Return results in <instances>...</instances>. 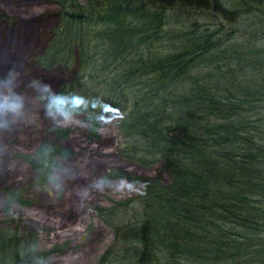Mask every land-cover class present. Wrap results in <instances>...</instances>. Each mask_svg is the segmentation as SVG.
Wrapping results in <instances>:
<instances>
[{
	"label": "trees",
	"instance_id": "1",
	"mask_svg": "<svg viewBox=\"0 0 264 264\" xmlns=\"http://www.w3.org/2000/svg\"><path fill=\"white\" fill-rule=\"evenodd\" d=\"M88 1L84 8L53 0L57 11L44 18L57 24L35 49L32 20L6 25L0 15V131L23 126L41 133L46 118L49 126V152L42 147L25 158L33 186L50 183L57 167L64 175L76 169L80 178L66 180L74 185L67 197H84L89 186L82 184L91 177L82 159L117 119L106 122L110 114L95 111L109 102L114 108L119 87L145 80L122 128L144 142L147 155L136 163L147 177L138 182L154 191L143 196L141 222L120 229L119 242L132 245L122 253L133 264H264V89L245 84L264 71V50L252 49L264 39V0ZM195 16L220 22L214 30ZM11 37L33 48L23 50V74L14 73L19 42ZM165 41L172 51L155 45ZM95 79L110 97H94ZM74 82L86 104L69 105L67 117L50 110L53 96L76 95ZM43 84L55 91L39 94ZM6 101L20 107L9 112ZM17 245L16 237L0 234L2 262L20 263Z\"/></svg>",
	"mask_w": 264,
	"mask_h": 264
},
{
	"label": "rangeland",
	"instance_id": "2",
	"mask_svg": "<svg viewBox=\"0 0 264 264\" xmlns=\"http://www.w3.org/2000/svg\"><path fill=\"white\" fill-rule=\"evenodd\" d=\"M52 1L0 0V15L5 16L6 25L11 22L19 24L23 20H32V27L38 29L30 43L35 49L38 41L44 42L46 35L57 24L53 18L49 20L44 18L57 11ZM77 1L78 4L79 2L84 4V8L89 2ZM195 17L199 18L202 24L212 26L214 30L217 29L216 22H220H210L206 18ZM41 18L45 23L39 27L37 19ZM222 25L229 31L228 26ZM236 27L240 31L244 30L241 25ZM42 31L45 33L42 34ZM236 37L238 42H242L243 38L239 33ZM11 39L19 42L17 47L19 61L13 64L14 73L23 74V66H25L21 63L25 56L23 50L26 49L27 52V48L31 46L23 44L24 38L11 37ZM172 44L165 41L155 45L158 49L164 48L165 51L168 49L169 52L172 51L170 48ZM44 46H40L38 52H42ZM252 49L264 50V39L256 41ZM222 64L224 61L219 62L221 73L227 69ZM213 68L210 65L206 69ZM67 71V73L74 72L70 69ZM249 80L252 83L248 84L247 81L245 84L250 89H264V71L260 70L251 75ZM97 81L94 80V85L90 83V87L92 86L90 92L94 97L99 99L110 97V94L104 91L103 85L96 84ZM142 82L136 81L131 87L123 85L118 88L117 105L114 107L117 119L113 121L111 127H107L108 131L104 132L105 139L92 144L85 153L82 159L83 167H87V177L91 178L82 184L89 186L87 191L86 189L83 191L84 197L79 196L77 199L67 197V194L73 192L74 185L66 180H71L72 175L75 180L80 178V172H75L76 169L74 174L64 175L61 168L57 167L49 176L50 183L44 182L42 188L33 186L34 172L25 158L33 157L42 147H45L44 152H49L46 146L51 147L48 144L50 133L47 118L42 123L44 127L41 133L23 126L0 131V234L14 236L18 240L16 249L21 260L19 264H133L135 262V258H128L130 253H122L132 245L121 244L118 238L119 232L129 224L141 222L144 212L143 196L151 194L154 189L148 188L146 183L138 182V179L147 177L146 171L136 163L137 159L147 155L146 146L139 136L131 137L129 131L124 130L122 125L136 109H134L136 99L133 93L141 87ZM74 85L77 88L76 95H80L77 82H74ZM43 86L44 84L37 90L41 95L49 96L55 91L53 89L45 91ZM142 88L146 93L150 90L146 86ZM152 95L153 93H150L147 97ZM109 105L112 106L113 103L109 102ZM123 109V112H119ZM103 111L101 107L95 113L100 115ZM67 146L71 148L70 144ZM72 161L69 160L65 164L67 169L74 165ZM81 173L85 174L84 171ZM125 173L128 176L124 175ZM121 180L128 181L133 187L119 189ZM54 183L63 189L58 190ZM156 188L158 190L157 186ZM14 196H22L27 202L24 204L15 202L18 198ZM4 256L0 252V264H11L12 260L9 257L1 261Z\"/></svg>",
	"mask_w": 264,
	"mask_h": 264
},
{
	"label": "clouds",
	"instance_id": "3",
	"mask_svg": "<svg viewBox=\"0 0 264 264\" xmlns=\"http://www.w3.org/2000/svg\"><path fill=\"white\" fill-rule=\"evenodd\" d=\"M43 88L45 91L50 90L49 85H44ZM85 104H86V100L80 95H73L71 97H67L63 94H58V95H55L52 97L51 103L48 105V108L50 110H55L56 112L67 117L69 115V111H68L69 105H71V108L73 110H75V109H78L79 107H81L82 105H85ZM3 107H5L7 109V111H9V112H15L20 107V105H17L14 101L11 103H8L6 101L5 105ZM103 110L106 113H112L113 114L112 116L108 117L106 120V122H111V120L114 118V116L116 114V109H114L109 104H104ZM125 187L131 189L133 187V185L126 180H121V183L119 185V189H123Z\"/></svg>",
	"mask_w": 264,
	"mask_h": 264
}]
</instances>
